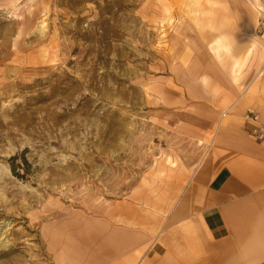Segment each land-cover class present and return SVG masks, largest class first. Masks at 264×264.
Segmentation results:
<instances>
[{
    "label": "rangeland",
    "instance_id": "1",
    "mask_svg": "<svg viewBox=\"0 0 264 264\" xmlns=\"http://www.w3.org/2000/svg\"><path fill=\"white\" fill-rule=\"evenodd\" d=\"M251 3L0 0V264H54L53 231L118 200L167 214L218 117L186 91L208 95L211 10Z\"/></svg>",
    "mask_w": 264,
    "mask_h": 264
},
{
    "label": "crops",
    "instance_id": "2",
    "mask_svg": "<svg viewBox=\"0 0 264 264\" xmlns=\"http://www.w3.org/2000/svg\"><path fill=\"white\" fill-rule=\"evenodd\" d=\"M250 1L239 10L249 33L235 7L211 10V68L195 75L208 95H193L188 83L186 91L218 117L210 147L179 182L167 214L147 218L118 200L109 212L68 219L52 234L54 264H264V140L243 118L252 109L264 124V23L258 0Z\"/></svg>",
    "mask_w": 264,
    "mask_h": 264
},
{
    "label": "built area",
    "instance_id": "3",
    "mask_svg": "<svg viewBox=\"0 0 264 264\" xmlns=\"http://www.w3.org/2000/svg\"><path fill=\"white\" fill-rule=\"evenodd\" d=\"M258 5L256 7L258 17L260 19V23H264V0H258ZM244 118L246 120H251L254 122V125L252 126L250 130V135L256 139V140H264V124L257 123L258 121V115L252 110L247 109L244 113Z\"/></svg>",
    "mask_w": 264,
    "mask_h": 264
},
{
    "label": "trees",
    "instance_id": "4",
    "mask_svg": "<svg viewBox=\"0 0 264 264\" xmlns=\"http://www.w3.org/2000/svg\"><path fill=\"white\" fill-rule=\"evenodd\" d=\"M15 159H16V156H13L10 158V161L13 162ZM14 174H15V172H14ZM16 175H18V174H16Z\"/></svg>",
    "mask_w": 264,
    "mask_h": 264
},
{
    "label": "bare ground",
    "instance_id": "5",
    "mask_svg": "<svg viewBox=\"0 0 264 264\" xmlns=\"http://www.w3.org/2000/svg\"><path fill=\"white\" fill-rule=\"evenodd\" d=\"M201 143V142H200Z\"/></svg>",
    "mask_w": 264,
    "mask_h": 264
}]
</instances>
